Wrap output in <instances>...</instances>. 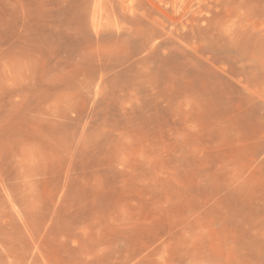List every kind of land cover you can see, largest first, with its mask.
<instances>
[{"label":"rangeland","instance_id":"1","mask_svg":"<svg viewBox=\"0 0 264 264\" xmlns=\"http://www.w3.org/2000/svg\"><path fill=\"white\" fill-rule=\"evenodd\" d=\"M0 264H264V0H0Z\"/></svg>","mask_w":264,"mask_h":264}]
</instances>
